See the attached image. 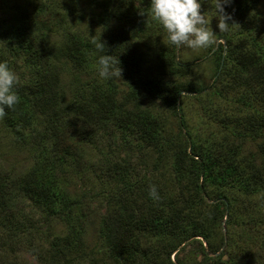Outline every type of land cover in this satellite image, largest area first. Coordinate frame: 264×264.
I'll return each mask as SVG.
<instances>
[{
  "label": "trees",
  "instance_id": "obj_1",
  "mask_svg": "<svg viewBox=\"0 0 264 264\" xmlns=\"http://www.w3.org/2000/svg\"><path fill=\"white\" fill-rule=\"evenodd\" d=\"M234 3L240 31L213 52V84L237 107L205 135L182 117V95L199 90L180 81L191 64L162 42L150 0H0V62L20 81L19 104L0 117V264H31L23 254L94 264L86 234L102 210L99 249L116 264H264V33L251 35L249 0ZM93 37L120 62L124 102L97 77ZM142 98L179 117L178 129ZM6 141L27 149L30 165L6 167ZM235 246L247 260L223 253Z\"/></svg>",
  "mask_w": 264,
  "mask_h": 264
},
{
  "label": "rangeland",
  "instance_id": "obj_2",
  "mask_svg": "<svg viewBox=\"0 0 264 264\" xmlns=\"http://www.w3.org/2000/svg\"><path fill=\"white\" fill-rule=\"evenodd\" d=\"M234 1L235 0H232L230 6L226 7V12L230 13L232 6L236 4L234 3ZM249 6L251 10L250 15H256V20L254 21L255 24L249 26V28H257L251 33V35L255 37L258 42H261V38L259 36L262 32L264 33V0H249ZM201 11L207 12L208 14V19L210 21L209 29L215 32V46L209 49L198 51H192L190 49L182 48L177 52V56L180 61L185 63L189 62L192 68L191 74L185 79H180V81L189 82L199 90L198 92L185 93L182 95L180 103V108L183 112L182 117H184L186 124L191 128L194 134L208 135L209 133L221 130L223 128V120L231 116L234 109L237 107L234 105V103H232L234 96L231 93H228L227 89L222 91V93H224V96L220 97L217 94V91L221 90L222 88L220 89V86H215L213 84L214 77L217 72V60L213 52L218 49L219 44L225 43V40L223 39L225 38L224 35L229 36L240 31V24L235 23V20L232 19L229 22L235 23L236 25L232 27L229 33L222 34L218 31L217 19L215 17H213L212 19L213 9L211 8L210 0H203ZM85 19L87 21L85 28H88V26L91 25V19L88 20V15L85 16ZM244 34H249L248 30L247 32L245 31ZM74 77L75 76L71 73L67 75L65 81L68 83L73 82V80L75 79ZM113 83L116 84L118 88L119 102H124L129 95V86L125 84L121 79L113 80ZM135 100L136 99L133 98L130 101V104L132 105V102ZM141 105L144 108H152L153 110H155V112L162 115L170 128L175 130L178 129L180 118L167 112L159 101L149 98H142ZM100 146L101 145L99 144V147ZM87 151L88 160L93 161L95 158L94 156L98 154V150L96 148H88ZM2 156L6 167L16 168L20 170L24 166L30 165L29 163H27L31 159L29 151L24 148L16 147L9 141H6L4 144V147L2 149ZM93 204L94 206H99L97 202H94ZM100 212H103V210ZM100 212L96 211L90 222L91 225L88 227L86 234V247L88 251L96 248V250L94 251V264H116V262H114L108 256L106 251H104L103 249H99L101 243L98 231V223L101 217ZM59 228L61 230V227ZM193 247V244L189 245L184 253L189 255V253L193 251ZM232 250L236 255V258H238L235 259L236 261L241 263L244 262V260H247L243 256V252L241 250H238L237 246L231 249L229 247H226L223 250V253L226 256L232 258ZM254 250L256 249L254 248ZM22 259L25 262H30L31 264L32 262L34 263V259H32L27 254H23ZM172 259H174V256L172 257ZM197 259L199 261L201 259V256H198ZM34 264H36V262Z\"/></svg>",
  "mask_w": 264,
  "mask_h": 264
},
{
  "label": "clouds",
  "instance_id": "obj_3",
  "mask_svg": "<svg viewBox=\"0 0 264 264\" xmlns=\"http://www.w3.org/2000/svg\"><path fill=\"white\" fill-rule=\"evenodd\" d=\"M203 0H150V15L167 34L163 43L175 51L182 48L192 51L205 50L215 46V32L209 29L207 12H202ZM232 0H210L213 9L212 19H217L219 33L227 34L235 23H230L232 14L226 12ZM141 15L144 12H140ZM89 43L99 55L96 58L95 72L102 81L122 78L120 62L112 55L105 54V43L93 37ZM18 74L5 62H0V117L5 115V108L15 110L20 98L16 92L19 84ZM149 197L155 202L161 199L158 186L150 184Z\"/></svg>",
  "mask_w": 264,
  "mask_h": 264
}]
</instances>
